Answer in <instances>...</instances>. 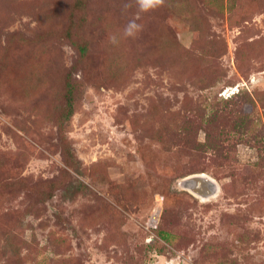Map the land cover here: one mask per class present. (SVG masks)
Listing matches in <instances>:
<instances>
[{
	"label": "rangeland",
	"instance_id": "374dc122",
	"mask_svg": "<svg viewBox=\"0 0 264 264\" xmlns=\"http://www.w3.org/2000/svg\"><path fill=\"white\" fill-rule=\"evenodd\" d=\"M182 1L0 0V264H264V0Z\"/></svg>",
	"mask_w": 264,
	"mask_h": 264
},
{
	"label": "trees",
	"instance_id": "16d2710c",
	"mask_svg": "<svg viewBox=\"0 0 264 264\" xmlns=\"http://www.w3.org/2000/svg\"><path fill=\"white\" fill-rule=\"evenodd\" d=\"M175 2H176V4L179 5V7L182 6L181 5L183 3L182 0H175ZM182 9H185V8L181 7L180 8V13H183V14L187 13V12H185ZM193 18L196 19V17H192V19ZM197 28H199V27H197ZM78 48H79L81 54H85L87 52V50H88L86 45H78ZM68 79H66V90H65V93H64L66 106H64V108L61 110V113H60V115H61L60 119L61 120L69 119L75 112V107H74V105H75V98L74 97L75 96L74 95H75V91H76V86H75V84L72 81H70ZM231 101H233V100L232 99L226 100L225 101V105L223 107L215 108L214 112L211 113L208 116L206 114L204 115V113L202 112L203 115H201V119L203 120V122L205 121V123H207V124H212V123H216L217 124L218 121H220L221 119L226 118L228 116V114L230 113V111H231L230 110L231 109L230 106H232L234 104ZM237 119H238V121H236L234 123V128H233L234 131L233 132L234 133H240L241 135H243L244 133H247V131L249 130L248 125H250V121L248 120V116L246 114H243L242 117L239 116V118H237ZM188 132L189 133L192 132V128L190 127V129H189V127L186 126L185 129L183 130V133H188ZM178 133H180V132H178ZM218 134L221 137L223 134L225 135V131L224 130H219ZM208 139H209V141L211 140V136L210 135H208ZM220 140H222V138ZM203 145H208V141L206 143H204ZM66 152H67V156L66 157L69 160H72L73 153H72L71 147H68L66 149ZM160 236H161L162 239H165L167 241L169 240V234H168V232H166L164 230L160 231Z\"/></svg>",
	"mask_w": 264,
	"mask_h": 264
},
{
	"label": "water",
	"instance_id": "95a60500",
	"mask_svg": "<svg viewBox=\"0 0 264 264\" xmlns=\"http://www.w3.org/2000/svg\"><path fill=\"white\" fill-rule=\"evenodd\" d=\"M179 184L182 188L205 200L215 196L219 191L217 182L205 173L186 176Z\"/></svg>",
	"mask_w": 264,
	"mask_h": 264
},
{
	"label": "clouds",
	"instance_id": "9594fccd",
	"mask_svg": "<svg viewBox=\"0 0 264 264\" xmlns=\"http://www.w3.org/2000/svg\"><path fill=\"white\" fill-rule=\"evenodd\" d=\"M156 0H139L140 8L147 11L149 8L154 6ZM139 25L136 24L135 20L130 21L127 25L125 32L127 35H134L135 31L139 29Z\"/></svg>",
	"mask_w": 264,
	"mask_h": 264
}]
</instances>
